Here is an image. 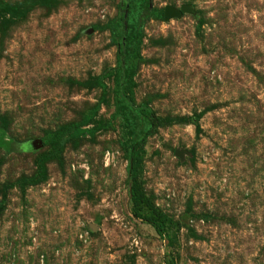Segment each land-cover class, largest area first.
Masks as SVG:
<instances>
[{"label": "rangeland", "instance_id": "rangeland-1", "mask_svg": "<svg viewBox=\"0 0 264 264\" xmlns=\"http://www.w3.org/2000/svg\"><path fill=\"white\" fill-rule=\"evenodd\" d=\"M120 2L0 0V264H264V0H151L140 17L131 95L158 123L136 174L165 237L132 213L130 134L112 77L96 83ZM96 124L39 178L55 137Z\"/></svg>", "mask_w": 264, "mask_h": 264}, {"label": "trees", "instance_id": "trees-1", "mask_svg": "<svg viewBox=\"0 0 264 264\" xmlns=\"http://www.w3.org/2000/svg\"><path fill=\"white\" fill-rule=\"evenodd\" d=\"M6 7V6H5ZM11 14L18 16L13 9L6 8ZM151 0H121L120 11L118 15L110 22L102 25L101 28H109L111 40L117 44L118 51L115 65L104 70L97 78L96 83L104 87L103 79L112 77L113 92L115 99L114 113L119 114L126 122L128 133L130 134V145L127 152L128 171L131 175L130 201L134 216L148 220L154 231L160 236L165 237V226L170 221L159 209H157L144 195L139 184L136 168L139 156V148L146 141V138L152 134L157 126L158 119L154 116L153 110L146 102L134 104L131 88L133 86V77L136 71V64L140 59L139 47L142 43L143 28L140 17L143 14H151ZM117 28V31H116ZM147 121L148 124L138 128L131 121ZM101 128L100 124L91 127L76 126L68 130V135L59 134L55 137L53 148L43 154L39 159L38 173L39 178L43 176L42 161L50 155H57L69 139H78L85 135L93 136ZM142 209H148L150 215L146 216L141 212ZM167 264H175L170 260Z\"/></svg>", "mask_w": 264, "mask_h": 264}, {"label": "water", "instance_id": "water-1", "mask_svg": "<svg viewBox=\"0 0 264 264\" xmlns=\"http://www.w3.org/2000/svg\"><path fill=\"white\" fill-rule=\"evenodd\" d=\"M188 11V7L185 5H181L180 7L176 8L171 5H166L163 10V17L164 19H168L170 17H178L182 12Z\"/></svg>", "mask_w": 264, "mask_h": 264}]
</instances>
